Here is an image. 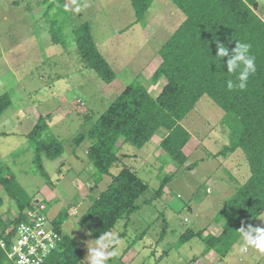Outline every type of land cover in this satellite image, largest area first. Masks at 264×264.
<instances>
[{
    "label": "rangeland",
    "instance_id": "rangeland-1",
    "mask_svg": "<svg viewBox=\"0 0 264 264\" xmlns=\"http://www.w3.org/2000/svg\"><path fill=\"white\" fill-rule=\"evenodd\" d=\"M259 2L257 14L264 12V0ZM77 6L81 9L78 13L74 11ZM46 9L41 0H0V95L8 92L12 98V106L0 118V164L12 169L35 201L46 202L52 222L62 210L68 211L63 233L82 247L87 264L95 239L80 217L91 205V198L100 195L112 178L101 179L91 165L86 152L92 140L87 138L78 147L74 139L87 134L133 81L140 80L158 95L164 83L154 86L152 77L161 62L160 47L185 15L170 0H155L139 23L130 0H67L49 9L45 17ZM49 19L55 21L59 43L55 44L50 33ZM85 23L90 24L100 52L116 74L111 84L81 63L74 31ZM224 114L209 97L200 100L182 123L192 138L184 151L188 162L181 168L158 147L166 129H160L142 148L127 143L119 149V154L130 156L122 163L134 167L150 189L138 202L142 208L132 214L128 227L124 229L122 222L112 232L118 237L124 234L107 264H191L194 257L198 260L193 264H264V252L253 247L241 252L243 238L224 259L214 251L202 256V238L222 232L224 223L216 224L214 218L250 175L241 151L220 154L229 145V130L222 124ZM41 116L49 124L43 138H56L65 149L55 160L44 159L48 178L34 163V146L27 137ZM194 163L197 168L186 170ZM118 171L115 167L111 172ZM167 176L172 178L170 183L163 196L156 197L155 190ZM3 193L0 188V195ZM13 207L12 201H5L3 220L15 216ZM261 216L253 227L264 228ZM164 226L168 229L162 240ZM187 230L204 231L202 238L181 244L179 237Z\"/></svg>",
    "mask_w": 264,
    "mask_h": 264
},
{
    "label": "trees",
    "instance_id": "trees-1",
    "mask_svg": "<svg viewBox=\"0 0 264 264\" xmlns=\"http://www.w3.org/2000/svg\"><path fill=\"white\" fill-rule=\"evenodd\" d=\"M64 1L67 0H41L44 7H48L44 16H48L49 9L55 5L58 7ZM130 1L136 22L139 23L145 20L155 0ZM170 1L185 15V20L159 50L161 63L152 77V83L155 86L163 82L162 90L154 96L140 80L133 81L109 104L87 134H80L74 139V144L78 147L87 138L92 140L86 152L91 165L101 179L107 175L112 178V182L100 195L91 198L92 203L80 217V222L94 239L103 232L118 229L122 222H125L123 228L126 229L132 214L141 210L142 206L138 202L150 188L134 167L122 163V159L130 156L119 154V149L127 143L142 148L160 129H166L167 133L160 146L174 164L179 168L183 167L188 162L184 148L190 142L192 134L182 123L200 100L207 96L224 111L222 124L229 130V145L220 154L225 156L228 152L241 151L246 158L250 175L245 183L237 187L214 218L216 224L224 223L218 236L209 234L203 239L204 230H187L180 235L179 242L185 244L195 237L202 238L205 246L203 257L214 251L224 259L242 239L239 229L242 226L246 228L249 224L253 226L264 213V23L257 14L260 2ZM48 23L52 28L50 33L55 44L59 43L55 39H58L54 31L55 21L49 19ZM74 35L83 67L95 71L103 82L113 83L117 78L116 74L100 52L90 24L78 27ZM216 41L224 43L230 51L235 47L236 41L252 45L251 54L256 58V71L249 76L244 90L227 88V81H235L236 76L227 72V57L223 58L222 66L214 63ZM11 106L10 93L1 94L0 118ZM48 130V121L41 116L27 135L34 146V163L46 178L49 176L44 159L55 160L65 152L62 141L43 138ZM115 167L119 168L116 174L111 172ZM197 167L198 163H194L186 170ZM101 179L95 181L94 188H98L97 184ZM171 179V176H167L162 181L155 190L156 197L163 196L164 188ZM0 188L4 191L0 195V240L10 243V234L23 220L24 213L36 208L37 201L21 186L8 165L0 164ZM6 200L15 205V209H11L15 210V216L7 221L3 220L1 211ZM68 216V211L62 210L52 222L63 241L45 264H85L82 247L71 236L63 233L62 224ZM167 229L164 226L162 240ZM197 260L198 257H194L190 263ZM0 264H13L1 246Z\"/></svg>",
    "mask_w": 264,
    "mask_h": 264
},
{
    "label": "clouds",
    "instance_id": "clouds-1",
    "mask_svg": "<svg viewBox=\"0 0 264 264\" xmlns=\"http://www.w3.org/2000/svg\"><path fill=\"white\" fill-rule=\"evenodd\" d=\"M73 2L75 3V0ZM80 10L79 6L74 9L77 13ZM251 47L250 43L236 41L235 47L230 51L229 47L224 43L216 41L217 51L214 63L222 66V63H224L223 58L227 57V72L236 76L235 81L231 79L227 81V88L229 90L235 88L244 90L247 87L249 76L255 73L256 58L251 54ZM261 220H264V215L261 216ZM239 230L244 241L241 252L245 251L248 247H253L260 252H264V228L253 227L249 224L246 228L242 226ZM119 243L120 239L118 235L110 231L101 233L95 239V246L89 249L86 258L87 264H107L108 260L116 255L114 246L119 245ZM109 248H113V250L108 251Z\"/></svg>",
    "mask_w": 264,
    "mask_h": 264
},
{
    "label": "built area",
    "instance_id": "built-area-1",
    "mask_svg": "<svg viewBox=\"0 0 264 264\" xmlns=\"http://www.w3.org/2000/svg\"><path fill=\"white\" fill-rule=\"evenodd\" d=\"M258 15L264 23V12ZM45 211L47 205L41 201L37 202L36 208L26 211L23 220L10 234L11 242L0 240L1 248L13 264H45L59 249L63 241L62 235Z\"/></svg>",
    "mask_w": 264,
    "mask_h": 264
},
{
    "label": "crops",
    "instance_id": "crops-1",
    "mask_svg": "<svg viewBox=\"0 0 264 264\" xmlns=\"http://www.w3.org/2000/svg\"><path fill=\"white\" fill-rule=\"evenodd\" d=\"M160 63H161V62H160ZM159 65H160V64H159ZM158 67H159V66H158ZM124 89H125V88H123V90H124ZM115 99H116V98H115ZM164 136H165V135H164ZM164 136H163V137H164ZM153 138H154V137H153ZM153 138H152V139H153ZM162 140H163V139H162ZM162 140H161V142H162ZM158 147H159L160 149H162L161 146H158ZM187 147H189V146H185L184 151L187 149ZM184 153H185V152H184ZM211 253H213V251L210 252L209 254H211ZM209 254H207L204 258H206L207 256H209Z\"/></svg>",
    "mask_w": 264,
    "mask_h": 264
}]
</instances>
